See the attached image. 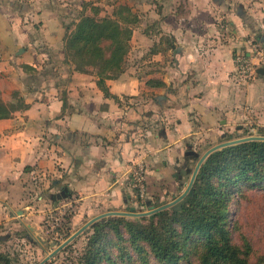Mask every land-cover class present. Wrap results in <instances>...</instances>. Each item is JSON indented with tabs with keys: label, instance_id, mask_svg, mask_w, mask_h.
Segmentation results:
<instances>
[{
	"label": "crops",
	"instance_id": "obj_1",
	"mask_svg": "<svg viewBox=\"0 0 264 264\" xmlns=\"http://www.w3.org/2000/svg\"><path fill=\"white\" fill-rule=\"evenodd\" d=\"M101 1L0 0V97L8 104L18 92L27 105L0 120V226L31 217L39 225L49 203L76 210L79 229L134 212L130 179L141 166L148 202L179 198L198 144L225 137L223 126L264 91V76L250 84L236 75L237 55H253L243 17L225 0H132L115 8L127 4L139 18L131 40L139 61L106 80V94L60 50L66 7Z\"/></svg>",
	"mask_w": 264,
	"mask_h": 264
},
{
	"label": "rangeland",
	"instance_id": "obj_2",
	"mask_svg": "<svg viewBox=\"0 0 264 264\" xmlns=\"http://www.w3.org/2000/svg\"><path fill=\"white\" fill-rule=\"evenodd\" d=\"M130 1L132 0H102L100 3H95V6L99 7L101 11L104 10L108 16L114 11L116 3H130ZM224 2L231 5L235 16L239 14L243 17L248 42L244 51L249 49V53L253 55L250 57L251 65L253 71L255 69V74L248 81L251 84L258 75L257 68L264 66V0H225ZM81 8L82 3L74 7L67 6V15L62 16V23L67 26L74 23ZM105 14L102 13L101 16H106ZM86 15H92L91 10L88 9ZM62 52L64 53L63 49ZM243 55L246 56L245 53ZM58 56L59 53L56 51L53 57ZM63 56L65 57V54ZM65 60L66 57L63 61L65 62ZM137 61L139 60L135 57L134 51L130 49L125 69ZM62 64L57 67L62 66L68 69L64 63ZM47 69L55 71L53 66ZM259 94L260 98L257 100V93H253V101L256 103L257 100V103L248 106L245 115L237 116L231 127L223 126L225 137H221L219 134L215 143L209 144L203 141L198 144L197 157L191 162L189 161V175L184 180L186 184L189 183L200 158L215 145L238 139L264 137V91ZM263 168L264 166L261 170ZM262 173L261 177L251 183L240 181L231 190L227 236L247 264H264V171ZM180 194L181 192L169 198L166 197L164 200L156 201L153 206H150L151 209L148 208L145 211L138 205L134 212H148L170 204ZM164 210H168V213L155 218L154 221L140 220V217H127L121 224L104 223V227L99 233L100 238L97 239L99 251L96 264H164L148 242L141 237L143 229L152 226L160 236V243L165 244L166 239L170 234H173L165 232L166 226L170 227L169 225H171L177 230L175 239L181 243V236L185 234V231L180 220L174 216L171 207ZM42 213L45 217L39 225L31 217L23 224L18 225L10 222L0 226V255H3L0 258V264H41L81 227V223L73 225L72 219L76 214V210L73 208L54 211L49 203L48 207L43 208ZM32 223L37 226L38 233L30 231L27 227ZM95 236L93 227L87 228L45 264H88L90 249H96H93L91 245ZM207 239L204 235H197L193 232L189 234L186 245H181L177 251L179 256L177 264H201V254L204 253L205 246L209 242ZM214 262L221 264L218 260Z\"/></svg>",
	"mask_w": 264,
	"mask_h": 264
},
{
	"label": "trees",
	"instance_id": "obj_3",
	"mask_svg": "<svg viewBox=\"0 0 264 264\" xmlns=\"http://www.w3.org/2000/svg\"><path fill=\"white\" fill-rule=\"evenodd\" d=\"M98 1L100 0H96ZM88 9L92 15H86ZM101 12L94 2L82 3V10L76 21L68 26L63 23L66 29L63 50L65 62L73 65L78 72H93L98 77V87L108 94L106 80L117 78L124 72L131 49L133 27L139 23V18L127 4L117 6L112 15L102 17ZM13 97L15 100L8 104L0 97V120L10 118L14 112L26 108L27 105L18 92ZM263 166L264 141L243 142L215 151L201 165L192 186V194L171 206L174 216L178 217L185 231L181 236V243L175 239L177 230L171 225V228L166 226L165 232L173 234H170L165 244L160 243V236L152 226L144 228L141 237L164 264H177V251L181 245H186L192 232L204 235L209 241L201 254V264H215V260L221 264H247L227 236L231 190L240 181L248 184L261 177ZM137 201L140 207L146 206L148 209L153 206V203L148 202L147 196L144 204L138 197ZM167 213L168 210H162L140 217V220L154 221ZM124 218L127 217L110 216L92 226L96 236L91 245L96 249H90L88 264L97 263V239L100 238L99 233L104 223L121 224L125 221Z\"/></svg>",
	"mask_w": 264,
	"mask_h": 264
},
{
	"label": "water",
	"instance_id": "obj_4",
	"mask_svg": "<svg viewBox=\"0 0 264 264\" xmlns=\"http://www.w3.org/2000/svg\"><path fill=\"white\" fill-rule=\"evenodd\" d=\"M257 74L264 76V66L260 67L257 70ZM254 140H258V141H264V137H251V138H245V139H238V140H233V141H228L222 144H219L217 146H214L213 148L209 149L198 161L193 173H192V177L190 180V183L186 189V191L179 197L177 198L175 201H173L170 204L161 206L157 209H152L148 212H143V213H135V212H110V213H106L103 215H100L94 219H92L91 221H89L87 224H85L81 229H79L75 234H73L65 243H63L62 245H60L53 253H51L41 264H45L47 261H49L52 257H54L58 252H60L63 248H65L69 243H71L75 238H77L81 233H83L87 228L94 226L98 221L110 217V216H120V217H146V216H150L153 215L159 211H162L164 209H167L173 205H175L176 203L180 202L181 200H183L188 194H192V186L195 182V179L197 177V174L199 172V169L201 167V165L204 163V161L208 158L209 155H211L212 153H214L217 150H220L222 148L228 147V146H232V145H236L239 143H243V142H248V141H254ZM64 196L62 194H59L57 196V198L59 200H61Z\"/></svg>",
	"mask_w": 264,
	"mask_h": 264
},
{
	"label": "built area",
	"instance_id": "obj_5",
	"mask_svg": "<svg viewBox=\"0 0 264 264\" xmlns=\"http://www.w3.org/2000/svg\"><path fill=\"white\" fill-rule=\"evenodd\" d=\"M255 47V46H254ZM236 75L241 78L243 81H249L253 74H255V69L253 71L251 65V58L247 57L243 54H238L236 57ZM131 186L136 191V196L142 200V204H144V200L147 196V185H146V171L143 166L133 172L130 179ZM143 210H146V206L141 207Z\"/></svg>",
	"mask_w": 264,
	"mask_h": 264
}]
</instances>
